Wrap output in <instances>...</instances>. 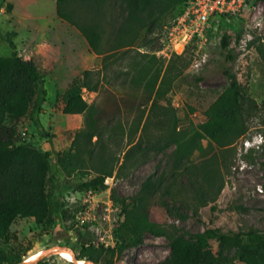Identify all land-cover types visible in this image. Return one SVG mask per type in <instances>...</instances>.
<instances>
[{"label": "rangeland", "instance_id": "1", "mask_svg": "<svg viewBox=\"0 0 264 264\" xmlns=\"http://www.w3.org/2000/svg\"><path fill=\"white\" fill-rule=\"evenodd\" d=\"M181 6L144 31L140 41L122 58L120 66L128 71L129 61L138 53L150 55L165 50L168 53L164 58L166 64L172 61V66L175 65L172 75L176 76L173 88L162 103L170 106L171 113L178 117L179 129L186 130L189 121L198 124L206 119L205 111L227 84L224 69L232 65L239 79L248 81L250 88L252 100L248 106L247 133L223 149H216L203 140L205 149L193 155L192 161L200 167L201 159L215 155L213 166L203 172L191 168V160L178 161L174 155L175 145L165 146L162 131L151 125L132 144L122 141L123 152L118 153L121 164L126 151L137 149L134 144L155 145L147 155L138 154L140 159L148 157L147 160H140V164L123 177L107 178L105 189L88 193L77 190V177L65 176L69 144L83 119L81 115L63 113L62 98L74 78L81 76L84 70L101 66V58L96 55L93 59V52L89 53L79 30L57 16L56 0H0V55L11 54L7 37L15 33L12 39L19 55L35 61L47 89V101L42 110L20 120L10 119L5 107L0 106V136L7 139L13 135L17 142L50 152L57 182L53 187L50 184L49 190L63 205L52 227L38 225L33 219L20 218L14 222L11 233L19 238L23 260L55 247L66 250L70 247L76 256L74 248L81 241V233L85 235L86 231L93 235L94 242L114 246L118 225L123 221L130 223L136 214L132 208L124 213L116 197L130 201L149 177L152 181L165 178L164 184L173 185L171 195L163 197L169 205L167 208L160 202V192L150 205L152 220L163 234H146L142 244L127 249L115 264H164L170 255V240L175 235L194 238L196 233L214 227L222 231H245L250 227L264 230V62L256 49L257 43H264V0H252L237 15L212 19L185 46L172 45L168 40V28L182 15L178 16L180 11L185 10V5L184 9ZM108 10L117 18L107 27L112 38L121 13L111 4ZM224 33L232 37L231 46L237 54L233 63L225 59L220 46ZM252 42L255 44H249ZM86 54H90L91 59ZM82 58L85 59L81 61ZM49 59L56 62H45ZM95 96V92L84 90L88 102ZM13 128L16 129L14 134ZM185 166L192 171L186 172ZM210 184L222 185L219 194L211 193ZM201 185L209 192L206 200L196 194ZM88 213L94 219L86 220L81 227L80 217ZM211 245L217 250V242L211 241ZM42 258H49L51 264L79 261L67 260L59 253ZM228 261L246 264L234 253L228 255Z\"/></svg>", "mask_w": 264, "mask_h": 264}, {"label": "trees", "instance_id": "2", "mask_svg": "<svg viewBox=\"0 0 264 264\" xmlns=\"http://www.w3.org/2000/svg\"><path fill=\"white\" fill-rule=\"evenodd\" d=\"M186 1L56 0L57 16L75 26L90 50L101 58V66L84 70L81 76L74 78L62 98L63 113L81 115L83 119L73 133L64 167L65 176L78 178V191L105 189L107 178L123 177L134 170L140 160L146 161L148 157L140 159L138 154L147 155L155 145L134 144L137 149L126 151L121 164L118 153L123 152L122 141L132 144L151 125L162 131L165 146L175 145L174 155L178 161L191 160L190 167L203 172L213 166L215 159V155L201 159L200 167L192 161L193 155L205 149L203 140L216 149H223L247 133L248 106L252 100L250 88L248 81L239 79L232 65L224 69L227 84L205 111L206 119L198 124L189 121L186 130L179 129L178 117L171 113L170 106L162 103L174 85L176 75H172L171 70L175 68L172 61L166 64L156 53H138L129 61L128 71L120 66L122 58L140 41L144 31L159 23L175 7L182 5L184 9ZM251 1L248 0V4ZM110 4L121 13L112 38L107 27L117 18L109 12ZM229 16L233 15H220L218 19ZM14 34L11 32L7 37L11 54L0 55V106L5 107L10 119L20 120L42 110L47 101V89L35 61L19 55L12 39ZM240 36L238 33V39ZM231 42L228 33L221 36L223 55L233 63L237 54ZM256 49L264 62V43H257ZM84 90L96 93L92 102L86 100ZM12 132L14 134L16 129ZM45 134L49 136L47 131ZM186 166V172L192 171ZM56 182L49 151L17 142L13 135L7 139L0 136V264L23 260L19 238L11 233L17 219H33L44 227L55 224L63 206L49 190V185L53 187ZM164 183L165 178L152 181L149 177L130 201L116 197L124 213L130 208L135 210L133 220L118 225L114 246L94 242L89 231L85 235L81 233L79 247L74 248L77 260L115 264L127 249L142 244L146 234H163L152 220L150 205L160 192L162 206H169L163 197L171 195L173 185ZM210 185L211 193L219 194L222 185ZM196 191L206 200L209 192L203 185ZM211 241L217 242V250ZM230 253L246 264H264V230L250 227L245 231H222L214 227L196 233L194 238L175 235L170 240V255L164 264H230ZM33 264L51 263L49 258H41Z\"/></svg>", "mask_w": 264, "mask_h": 264}, {"label": "built area", "instance_id": "3", "mask_svg": "<svg viewBox=\"0 0 264 264\" xmlns=\"http://www.w3.org/2000/svg\"><path fill=\"white\" fill-rule=\"evenodd\" d=\"M247 5L248 0H187L182 15L168 28V40L172 45L181 43L185 46L196 34H200L212 19H218L220 15H237ZM156 54L163 58L168 55L165 50ZM93 192L96 191H88ZM91 219L94 217L89 213L87 216L84 214L80 217V226L83 227L86 220Z\"/></svg>", "mask_w": 264, "mask_h": 264}, {"label": "water", "instance_id": "4", "mask_svg": "<svg viewBox=\"0 0 264 264\" xmlns=\"http://www.w3.org/2000/svg\"><path fill=\"white\" fill-rule=\"evenodd\" d=\"M56 248H58V247H55V248H52V249H49L47 251L42 252L41 255H39V257H37L36 259H33V260L25 259V260H22L18 263H14V264H33V263L37 262L39 259H41L42 257H44L45 255H49L50 253H54ZM67 249L71 252L73 259L77 261L74 250L70 247ZM79 261H77V264H97L93 261H84V262H79Z\"/></svg>", "mask_w": 264, "mask_h": 264}, {"label": "bare ground", "instance_id": "5", "mask_svg": "<svg viewBox=\"0 0 264 264\" xmlns=\"http://www.w3.org/2000/svg\"><path fill=\"white\" fill-rule=\"evenodd\" d=\"M41 253L42 252L34 254L33 256L29 257L28 260L36 259L37 257H39V255H41ZM54 253H59L63 258H65L67 260H72L73 259V256H72L71 252L66 250V249H62V248L55 249ZM79 262H82V261H79Z\"/></svg>", "mask_w": 264, "mask_h": 264}, {"label": "crops", "instance_id": "6", "mask_svg": "<svg viewBox=\"0 0 264 264\" xmlns=\"http://www.w3.org/2000/svg\"><path fill=\"white\" fill-rule=\"evenodd\" d=\"M86 41V40H85ZM86 44H87V48L89 49V53H91L92 51L90 50V47H89V45H88V43H87V41H86ZM43 48H45V47H43ZM90 54H86V56H89ZM92 55H93V59H95L94 58V56L96 57V54L95 53H92ZM91 57L89 56V57H87V58H90L91 59ZM25 59H31V58H25ZM76 59H78L79 60V57L78 56H76ZM85 58H82L81 59V61H83ZM45 62H49V63H55L56 61H54L53 59H49V61H45ZM78 62V61H77Z\"/></svg>", "mask_w": 264, "mask_h": 264}]
</instances>
